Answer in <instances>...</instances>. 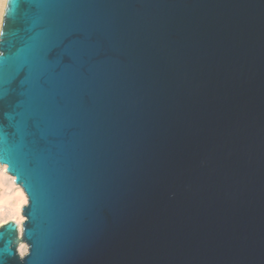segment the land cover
<instances>
[{
	"label": "water",
	"instance_id": "water-1",
	"mask_svg": "<svg viewBox=\"0 0 264 264\" xmlns=\"http://www.w3.org/2000/svg\"><path fill=\"white\" fill-rule=\"evenodd\" d=\"M0 33V165L27 198L3 264H264V0H6ZM41 34L53 66L75 53L52 125L15 64Z\"/></svg>",
	"mask_w": 264,
	"mask_h": 264
},
{
	"label": "snow or ice",
	"instance_id": "snow-or-ice-1",
	"mask_svg": "<svg viewBox=\"0 0 264 264\" xmlns=\"http://www.w3.org/2000/svg\"><path fill=\"white\" fill-rule=\"evenodd\" d=\"M19 0H11L13 8ZM9 9H6L5 15L8 16ZM2 34V33H0ZM55 45L52 43V37L47 35H38L33 43L29 45L25 54L15 58L17 74L23 67L29 69V83L28 90L29 103L27 109V116L29 118H35L38 122L44 121L52 125L58 119V114L52 108L49 102V89L43 86L47 83L51 87H56L58 81L56 80V69L60 67L63 62V56L71 58L75 53L67 49L59 59L56 60L55 66H53L50 60L51 54L55 51ZM3 53H0V97L5 94L4 85L10 82L11 74L8 65L2 58ZM34 77V79H32ZM16 131L20 133L23 138L24 131L22 124H17ZM9 135L3 124H0V152L10 150L12 147L9 144ZM0 264H3V260L0 259Z\"/></svg>",
	"mask_w": 264,
	"mask_h": 264
},
{
	"label": "bare ground",
	"instance_id": "bare-ground-1",
	"mask_svg": "<svg viewBox=\"0 0 264 264\" xmlns=\"http://www.w3.org/2000/svg\"><path fill=\"white\" fill-rule=\"evenodd\" d=\"M0 28L2 23L3 12L6 4V0H0ZM0 226L1 222L5 220H12L18 224V230L22 232V222L24 218L21 214L22 206L26 204L27 198L23 190L17 186L14 182V178L11 177L7 171L6 166L0 165ZM27 251L24 244H20L19 252Z\"/></svg>",
	"mask_w": 264,
	"mask_h": 264
},
{
	"label": "rangeland",
	"instance_id": "rangeland-1",
	"mask_svg": "<svg viewBox=\"0 0 264 264\" xmlns=\"http://www.w3.org/2000/svg\"><path fill=\"white\" fill-rule=\"evenodd\" d=\"M0 2H1V1H0ZM0 4H1V3H0ZM0 174H1V169H0ZM26 204H27V202H26ZM26 204H25V205H26ZM25 205H23V206H25ZM23 206H22V208H23ZM21 214H22V209H21ZM24 220H25V218H24ZM9 221H12V220H8V219H7V220H5V221H2V222H1L2 224H1V225L6 224V223L9 222ZM22 244H24V243H22ZM24 245H25V244H24ZM19 246H20V245H19ZM19 246H18V252H19ZM25 246H26V245H25ZM26 250H27V246H26ZM26 252H27V251L23 252V254H21V253L19 252V254H20V255H24V254H26Z\"/></svg>",
	"mask_w": 264,
	"mask_h": 264
}]
</instances>
